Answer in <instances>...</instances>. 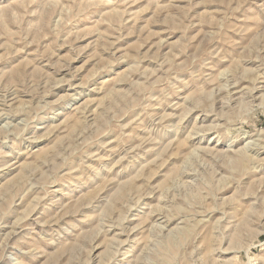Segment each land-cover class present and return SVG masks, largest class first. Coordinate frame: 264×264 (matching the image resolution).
<instances>
[{"label":"rangeland","instance_id":"obj_1","mask_svg":"<svg viewBox=\"0 0 264 264\" xmlns=\"http://www.w3.org/2000/svg\"><path fill=\"white\" fill-rule=\"evenodd\" d=\"M0 264H264V0H0Z\"/></svg>","mask_w":264,"mask_h":264}]
</instances>
